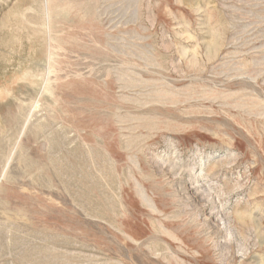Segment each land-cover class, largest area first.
Listing matches in <instances>:
<instances>
[{
	"label": "rangeland",
	"instance_id": "rangeland-1",
	"mask_svg": "<svg viewBox=\"0 0 264 264\" xmlns=\"http://www.w3.org/2000/svg\"><path fill=\"white\" fill-rule=\"evenodd\" d=\"M0 264H264V0H0Z\"/></svg>",
	"mask_w": 264,
	"mask_h": 264
}]
</instances>
